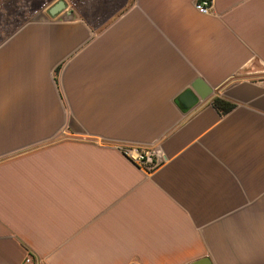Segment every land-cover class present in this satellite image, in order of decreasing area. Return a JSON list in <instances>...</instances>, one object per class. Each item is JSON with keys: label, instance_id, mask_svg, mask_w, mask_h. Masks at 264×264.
Instances as JSON below:
<instances>
[{"label": "crops", "instance_id": "0c3cea01", "mask_svg": "<svg viewBox=\"0 0 264 264\" xmlns=\"http://www.w3.org/2000/svg\"><path fill=\"white\" fill-rule=\"evenodd\" d=\"M64 2L0 26V264H264V0Z\"/></svg>", "mask_w": 264, "mask_h": 264}, {"label": "built area", "instance_id": "2783aa9c", "mask_svg": "<svg viewBox=\"0 0 264 264\" xmlns=\"http://www.w3.org/2000/svg\"><path fill=\"white\" fill-rule=\"evenodd\" d=\"M194 9L201 14H209L212 8V0H195ZM264 88V77L254 80ZM199 99L198 101H200ZM120 152L133 164L144 169L154 170L165 161V155L157 146H141L137 144H123L119 146ZM39 259L26 254L23 258V264H39ZM136 264V263H129Z\"/></svg>", "mask_w": 264, "mask_h": 264}, {"label": "rangeland", "instance_id": "374dc122", "mask_svg": "<svg viewBox=\"0 0 264 264\" xmlns=\"http://www.w3.org/2000/svg\"><path fill=\"white\" fill-rule=\"evenodd\" d=\"M56 0H0V26L4 29L25 21L29 16L43 13ZM3 27L0 35L4 37Z\"/></svg>", "mask_w": 264, "mask_h": 264}, {"label": "water", "instance_id": "95a60500", "mask_svg": "<svg viewBox=\"0 0 264 264\" xmlns=\"http://www.w3.org/2000/svg\"><path fill=\"white\" fill-rule=\"evenodd\" d=\"M46 14L51 18H57L59 21H68L71 20V18L73 17V13L67 10L66 3L64 2V0H57L49 7H47ZM38 16L43 17L42 13H38L34 16V18H37ZM205 94L206 92L203 94H199V93L195 94L191 90H186L179 97V101L184 109H189L193 105H195L199 99L205 98L207 96ZM190 264H210V263L206 258H202Z\"/></svg>", "mask_w": 264, "mask_h": 264}, {"label": "trees", "instance_id": "16d2710c", "mask_svg": "<svg viewBox=\"0 0 264 264\" xmlns=\"http://www.w3.org/2000/svg\"><path fill=\"white\" fill-rule=\"evenodd\" d=\"M213 103H214L217 107H219L220 109H222L223 111H226V110L230 109L231 106H232L230 103H226V102H224V101H222V100H220V99H218V98H215V99L213 100Z\"/></svg>", "mask_w": 264, "mask_h": 264}]
</instances>
